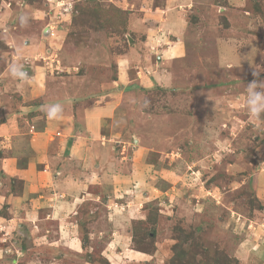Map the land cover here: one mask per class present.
Instances as JSON below:
<instances>
[{
	"label": "rangeland",
	"instance_id": "1",
	"mask_svg": "<svg viewBox=\"0 0 264 264\" xmlns=\"http://www.w3.org/2000/svg\"><path fill=\"white\" fill-rule=\"evenodd\" d=\"M172 18L178 31L159 27ZM14 63L41 96L10 75ZM254 79L264 0H0V264H264V121L245 108ZM56 103L96 127L82 139L107 159L72 156L97 201L64 225L68 240L28 244L5 219L28 166L49 155L33 134Z\"/></svg>",
	"mask_w": 264,
	"mask_h": 264
},
{
	"label": "crops",
	"instance_id": "2",
	"mask_svg": "<svg viewBox=\"0 0 264 264\" xmlns=\"http://www.w3.org/2000/svg\"><path fill=\"white\" fill-rule=\"evenodd\" d=\"M162 14H164V12L161 13V15ZM153 16L157 18V16ZM161 22L162 21H159L160 28L166 29L172 33L179 30L176 23L177 21L174 18H172V21ZM179 51L180 50L177 48L176 44L169 48V53H173L174 56L180 54ZM30 72L31 71L28 73ZM26 82H28L27 84H32V82H34L33 88H31L29 94L32 99L41 96L45 91H40L41 84L37 85L39 80L34 77H32V80L31 78H28ZM50 106L51 105H46L48 108ZM71 106L72 105H70V108ZM32 121L34 122L36 120ZM79 121L80 120H67V118L58 115H56V118L54 119H48V117H46L44 127L39 131L36 130V133L33 134L38 135L34 137V139H37L41 145L39 149L40 151H38V153H40L39 155L42 157L49 155L48 157L39 160V162L28 166L27 173L23 174V176L26 177L27 182L23 183V187L17 192L16 196H18V198L12 202L15 209L8 208L10 210L9 214L11 219L4 218L9 227L11 225H17L22 234L23 230L25 228L27 229V232H24L23 235L28 244L30 243V240L33 242V239L37 238V240H40L43 237H50L52 234L57 236L55 239L57 241L60 237L68 240V238H71L67 233L68 227L67 229L64 227L67 225H73V217L77 215L79 208H82L86 203H95L97 201L94 199L98 198L99 193H92L90 191L93 186L90 187L89 185L86 186L83 183H80L82 177L74 176L82 171L79 168L82 160L75 162L71 158L77 154V156L84 155L88 156V159H99L100 162H105L107 159V152L105 151V153H103V149L105 148L97 147L95 145L92 146V144H94L93 142L88 143L85 139H82L83 136H87L86 132L91 130L90 128L96 127L87 126L86 124L90 125V123H87L88 120H83L85 124L81 123V126ZM78 123L80 126L79 129L76 127ZM83 125L87 127L86 131L83 129ZM94 133L96 134L94 140L97 139V136L99 135L101 137L103 136L100 130L96 129ZM89 145L92 147L89 148ZM66 155L67 157H65ZM72 163H75L76 165L75 170L69 167ZM14 170L17 169L15 168ZM45 179L47 180L45 181ZM19 180L22 179L20 178ZM43 188H45L44 191L42 190ZM30 190L31 192H29ZM39 192H42V194ZM57 195H60L62 199L57 200L55 198ZM18 203L20 209L22 205H25L26 208L24 209L22 207L21 211L16 207V204L18 205ZM35 204L38 205L36 210L32 207V205ZM0 220L2 221L1 217ZM34 220H36V223ZM15 221H17V223H15ZM21 225H23V227ZM70 233L73 234L72 232ZM70 243L71 242L68 241V245ZM70 247H73V245H70Z\"/></svg>",
	"mask_w": 264,
	"mask_h": 264
},
{
	"label": "clouds",
	"instance_id": "3",
	"mask_svg": "<svg viewBox=\"0 0 264 264\" xmlns=\"http://www.w3.org/2000/svg\"><path fill=\"white\" fill-rule=\"evenodd\" d=\"M19 24L22 27L28 26L29 16L27 13H21L18 16ZM8 69L10 75L18 80H27L28 73L24 70V66L19 63L9 64ZM258 73L254 72L253 76ZM245 108L247 113L256 121H264V81L252 80L245 87ZM147 106V102L146 105ZM62 112L60 104H52L46 113L48 119L56 118L57 113Z\"/></svg>",
	"mask_w": 264,
	"mask_h": 264
},
{
	"label": "trees",
	"instance_id": "4",
	"mask_svg": "<svg viewBox=\"0 0 264 264\" xmlns=\"http://www.w3.org/2000/svg\"><path fill=\"white\" fill-rule=\"evenodd\" d=\"M88 203H86V205H87Z\"/></svg>",
	"mask_w": 264,
	"mask_h": 264
}]
</instances>
